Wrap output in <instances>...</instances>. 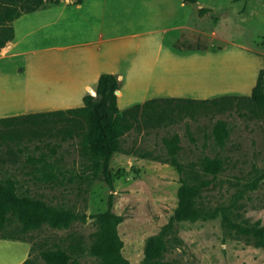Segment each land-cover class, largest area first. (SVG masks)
Instances as JSON below:
<instances>
[{"label":"rangeland","instance_id":"1","mask_svg":"<svg viewBox=\"0 0 264 264\" xmlns=\"http://www.w3.org/2000/svg\"><path fill=\"white\" fill-rule=\"evenodd\" d=\"M95 1L83 0L78 9L72 0L15 21L19 45L8 58L0 57V118L83 105L85 85L95 89L98 80L91 78L90 64L84 61L86 48L74 44L90 35L86 25L98 16ZM173 1L171 12L158 19L155 5L136 0L139 13L130 20L132 0H102L107 7L104 29L140 32L142 48L149 41L154 49L162 44L154 69H136L133 75L122 71L126 79L118 107L130 108L125 119L129 129L110 164L114 175L120 173L113 177V187L87 168L89 159L80 145L85 123H33L20 117L0 124V180L15 181L19 194L85 216L69 229L44 226L17 241L0 240V264H47L41 252L54 249L66 251L69 264H101L90 249L99 230L96 216L107 211L110 196L113 212L123 218L118 227L123 256L130 264H143L146 240L170 222L183 181L196 178L213 179L200 200L204 216L176 227L163 259L176 264H264L258 240L239 231V226L257 222L264 226V107L251 100L264 67V0H200L195 8L214 14V32H190L188 43L175 28L194 21L192 6L181 10V0ZM169 28L174 32L165 36ZM172 44L178 53L170 51ZM167 97L174 99L144 106ZM221 122L227 135L218 141L214 131ZM176 137L172 155L170 144ZM174 156L185 173L171 164ZM206 158L223 163L215 178L202 168ZM43 172L54 177L46 181ZM18 229L11 218L8 230Z\"/></svg>","mask_w":264,"mask_h":264},{"label":"trees","instance_id":"2","mask_svg":"<svg viewBox=\"0 0 264 264\" xmlns=\"http://www.w3.org/2000/svg\"><path fill=\"white\" fill-rule=\"evenodd\" d=\"M66 0H0V52L14 39L13 22L25 14H30L48 6H57ZM81 4L82 0H73ZM200 0H183L184 3L197 4ZM206 10H200V16L205 15ZM120 90V81L112 74H103L98 81L95 93L87 94L83 98V105L77 108L56 110L27 115L0 118V124L9 123L20 117L36 123L43 121L78 122L87 125L82 134L80 145L84 154L88 157L87 168L97 177H102L106 183L113 187V174L110 167L111 161L121 149V139L129 129L125 123L126 115L130 108L121 111L118 107L116 91ZM153 99L145 102L144 106L153 104ZM191 100V99H186ZM251 100L264 107V67L260 70L256 85L252 89ZM207 102V100L205 101ZM140 107L141 105H135ZM215 138L222 141L227 135L225 123L221 122L214 131ZM177 137L170 144L172 155L177 152ZM171 164L179 174H183L186 168L172 157ZM220 159L206 158L202 161L205 173L215 178L222 170ZM264 177V173L262 175ZM54 177L51 172H43L42 178L46 181ZM213 184V179L196 178L192 183L183 181L178 190V207L170 222L156 235L150 236L145 243L143 264H176L165 261L167 252L175 237L176 227L187 221H196L204 216L205 209L201 198L204 191ZM17 184L11 179L0 180V240L17 241L20 235H26L46 226L52 229H69L78 220H85L71 209L57 207L43 198L19 194ZM11 218L19 225L17 231H9ZM99 230L91 246V254L101 259V264H130L123 256L124 243L120 237L118 227L123 218L113 212V197L108 200L106 212L96 216ZM239 231L244 235H253L264 248V226L257 222L252 226H239ZM42 259L47 264H69L71 256L62 249L45 250L41 252ZM26 260L23 264H28Z\"/></svg>","mask_w":264,"mask_h":264},{"label":"crops","instance_id":"3","mask_svg":"<svg viewBox=\"0 0 264 264\" xmlns=\"http://www.w3.org/2000/svg\"><path fill=\"white\" fill-rule=\"evenodd\" d=\"M129 4H131V1H128ZM173 0H148V5L151 6H156L158 8V13L157 17L158 19L160 16H164L171 12L173 4ZM63 3L65 4H72V0H66L62 2L60 5ZM73 4L76 5L78 9H80L83 6V0L81 4H76L73 1ZM133 7L128 5V13L127 16L130 18H133L136 14L138 15L139 10L136 9L137 5L136 0H132ZM180 4V9L187 10V4L184 3L183 0H181ZM192 6V16L195 17L194 21L190 24L189 21H186V23L180 27H176L175 31H183L182 34V39L184 42L188 43V37L190 32H204V30L209 29V32L213 33L214 30L212 28L214 24V14L211 12L209 16H206L207 12L205 15L200 16V10L203 9L202 7H198V9L195 8V4H189ZM58 6V5H57ZM51 7V6H50ZM93 8H94V13L97 12L98 16L95 18L93 17L90 19L88 22L87 30L90 31V35L87 37V40L78 42L74 44L75 48H80L84 47L86 48V51L84 52V61L86 60L87 63L90 64V69L92 71L91 78H94V81L98 80L103 75V72L107 74H112L118 78L120 81V90H119V95L117 97L119 98L121 96V85L122 82L126 79L125 75L123 74L122 71L127 69V71H130V74H136L135 71L136 69H146V70H151L154 69L155 66H157L158 63V56L160 54L161 50V45L158 47V49H154L152 47V44L154 41H149V46H146L144 48L141 47L139 39L142 37V33H127V34H120L121 31H107L103 27V22H104V14L107 10V7L103 4L102 0H96L93 3ZM47 9V8H46ZM100 11H103L101 14H99ZM189 17V16H188ZM188 17L186 16V19L188 20ZM206 17L208 21H202L201 23L199 22L202 18ZM130 18V20H131ZM16 21V20H15ZM13 22V28H14V39L9 42L5 48H3L0 52V57L2 58H8L18 47L19 41L17 39V32L16 28L14 27ZM134 22V19H133ZM131 23L132 28L134 29L135 27L139 28V24L134 25L135 23ZM130 26V24H128ZM130 26V27H131ZM174 28H169L164 30L165 36L172 35ZM149 36L152 32H148ZM185 37V38H184ZM173 38V37H172ZM184 38V39H183ZM137 40V43L135 41ZM173 47L174 44H172V50L173 52L178 53L179 50L174 49ZM62 49V48H61ZM201 49V48H197ZM175 50V51H174ZM169 51L168 54V59L171 58L172 52ZM195 51V50H194ZM199 51V50H197ZM192 52V51H190ZM175 53V55H176ZM183 53V52H180ZM77 60H81L80 57ZM89 66V65H86ZM88 73V72H87ZM98 84V82H97ZM74 85H78L75 84ZM97 87V86H96ZM96 88L93 89L91 87V84H86L84 88V93L83 98L89 94L91 91L95 92ZM82 98V102H83ZM173 97H167V98H155V99H170ZM174 99V98H173ZM182 99V98H180ZM153 100V99H151ZM127 110V109H126ZM125 111V110H124Z\"/></svg>","mask_w":264,"mask_h":264},{"label":"water","instance_id":"4","mask_svg":"<svg viewBox=\"0 0 264 264\" xmlns=\"http://www.w3.org/2000/svg\"><path fill=\"white\" fill-rule=\"evenodd\" d=\"M92 95H96V93L94 91H92ZM116 95H119V91H116Z\"/></svg>","mask_w":264,"mask_h":264},{"label":"built area","instance_id":"5","mask_svg":"<svg viewBox=\"0 0 264 264\" xmlns=\"http://www.w3.org/2000/svg\"><path fill=\"white\" fill-rule=\"evenodd\" d=\"M95 96V95H94Z\"/></svg>","mask_w":264,"mask_h":264}]
</instances>
